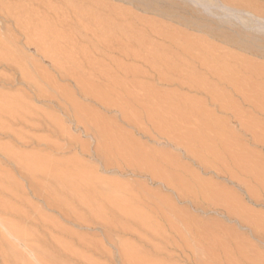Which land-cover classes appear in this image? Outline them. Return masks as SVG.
Listing matches in <instances>:
<instances>
[{
  "label": "rangeland",
  "instance_id": "374dc122",
  "mask_svg": "<svg viewBox=\"0 0 264 264\" xmlns=\"http://www.w3.org/2000/svg\"><path fill=\"white\" fill-rule=\"evenodd\" d=\"M106 21L126 31L115 34ZM228 34L243 44L226 43ZM49 35L68 43L76 62L93 63L92 82L109 85L98 72L106 70L126 93L141 104L150 96L165 114L154 117L134 106L126 111L80 95L74 80L36 51V40L49 42ZM186 39L209 45L220 61L233 56L224 60L232 68L246 62L264 67V0H0V51L10 47L0 60V95H23L19 73L4 60L27 56L58 91L73 92L87 119L83 127L27 90L32 114L53 115L61 124L52 132L14 123L10 128L22 142L0 133V264H264V73L240 72L239 85L198 59L180 54L188 63L166 69L148 54L154 46L178 54ZM173 106L184 117L172 115ZM100 124L118 134V152L100 148ZM6 150L19 158L47 157L54 177L63 172L87 181L78 188L79 176L67 178L75 183L63 185L66 193L51 170L34 175L21 167L22 159L4 156Z\"/></svg>",
  "mask_w": 264,
  "mask_h": 264
},
{
  "label": "bare ground",
  "instance_id": "6f19581e",
  "mask_svg": "<svg viewBox=\"0 0 264 264\" xmlns=\"http://www.w3.org/2000/svg\"><path fill=\"white\" fill-rule=\"evenodd\" d=\"M103 21V20H102ZM104 22V21H103ZM107 23H109V22H105V24L107 25H105V24H103V25H105L106 26V28H108V26H109V28H113L112 29V31L114 30V33L116 34L117 32H124V31H126L125 30V26H120V25H116V24H114V23H109V24H107ZM26 26V25H25ZM113 26V27H112ZM226 29V28H225ZM229 29V28H228ZM232 29H233V27H232ZM237 29V28H236ZM108 30V29H107ZM231 30V29H230ZM244 29H242L241 31H243ZM109 31V30H108ZM222 31V30H221ZM241 31H239L240 33H241ZM110 32V31H109ZM163 33H164V36H166V37H168L173 43H177L176 41H178V39H177V37H174V36H172V35H170L169 33H166L165 31H162ZM223 32V31H222ZM228 32V31H227ZM230 32V31H229ZM233 32V31H232ZM239 32H236V34L237 33H239ZM247 32V31H246ZM245 31L243 32L244 33V35H245V33H246ZM111 33H113V32H111ZM162 33V34H163ZM217 32H215V34H216ZM226 33V32H225ZM231 33V32H230ZM235 33V32H234ZM252 33V32H251ZM235 34V35H236ZM220 35V34H219ZM223 35V34H222ZM239 35V34H238ZM50 36V35H49ZM52 36H54V35H52ZM58 36H60V35H58ZM130 36L135 40V38L137 39V41H139V42H141V41H143L144 40V36H142L141 34L140 35H135V34H130ZM46 37V36H45ZM45 37H44V39L43 38H40V39H37L36 40V43H34V45H35V49H36V51H38V52H40L41 54H43V56L42 57H47V58H49L48 60L50 61V65L52 64L53 65V69L55 68V69H57L58 70V68L59 69H61L60 70V73L65 77V76H67V77H70L71 79H73L74 80V82L76 83V89L78 90V92L80 93V95L82 94L84 97H93L92 99H94L95 97V99H97V98H99L100 100H102V101H105L106 102V104L107 105H109V104H112V105H115V106H118V107H120V108H122L123 110L125 109H127L128 108V106H130V108H128V109H132V111H134L136 108H134V107H138V108H142L147 114H149V115H151V116H154V115H156V117L158 116V115H161V114H163V113H160L159 114V111L161 112V111H165V110H163V108H161V106L159 107V104H151V97L150 96H147L146 97V101L144 102V104H141V100L140 99H138L137 97H136V95H135V93H130L131 91H129V93H126L123 89H122V87H123V84L121 83V81L119 80V79H117L115 76H113V75H109L107 72H106V70H102V71H98L100 74V77H102V78H106L105 80L106 81H109V85H106V86H103V85H101V84H97V83H94V82H92L91 81V78H93V77H96V76H94L95 75V69L93 68V63H91V61L89 62V59L87 60V58L84 60L83 58L82 59H79V60H77V62L75 61V59H74V57L71 55V52H70V50H68V49H71V48H67L65 45L66 44H68V43H66V44H64L65 42H63V44H61L59 41H61L60 40V38H56L57 40H55V39H53L51 36V40H49V42H46V41H48V39L49 38H47V39H45ZM113 37H116V36H112V35H110V38H113ZM239 37V36H238ZM2 38H4V37H2ZM62 38H64V39H66V41H68V38H65V37H63L62 36ZM222 38V37H221ZM244 38V37H243ZM224 39V38H223ZM2 40V39H1ZM70 40V39H69ZM115 40V39H114ZM225 40H226V43L227 42H229L228 44H230L231 43V45L233 44L234 46L235 45H242L240 42H239V40H237V37L235 38V36L233 35H227L226 37H225ZM242 40V39H241ZM110 41V40H109ZM197 42V41H196ZM194 40L193 41H191V40H189V39H186L185 41H183L181 44H180V46H178V50H179V53L178 54H175V53H172L171 51H162V49L160 48V47H158V46H154L153 47V49H151L149 52H148V54L149 55H152V56H150L151 58L152 57H154L153 58V60L154 61H156L155 63H157V64H162V65H166L165 67H166V69H172V68H177V67H180L181 65H186L188 62L186 61V59H184L183 57H181V55H185V56H187L189 59H198L200 62H201V64L202 65H204L208 70H210V71H212L213 73H216V74H218V76L221 78V79H228V78H230L229 79V82H232V83H237V84H242L241 82L239 83V79H237L238 77V74L240 73V72H243V71H245V72H248V73H250V74H252V75H254V74H260V73H264V67H262V66H260V65H255V64H253V63H250V62H246L245 64V66H243V64H241L239 67H241V69H239V68H232V66L231 65H228V64H226L225 63V59L226 58H232L233 56H229V55H225V57L224 58H222V61H220L217 57H216V55L215 54H213L212 53V51L214 50V49H212V47H210L209 45L208 46H201V47H198V46H196L195 44H197ZM242 42V41H241ZM254 42V41H253ZM256 42V41H255ZM3 43V42H2ZM199 43V42H198ZM247 43H249V41L247 42ZM7 44V43H6ZM10 44V43H9ZM32 44V43H31ZM245 44V43H244ZM252 44V43H251ZM250 44V45H251ZM257 44V43H256ZM256 44H253V45H256ZM259 44V43H258ZM257 44V45H258ZM64 45V46H63ZM69 45V44H68ZM67 45V46H68ZM247 45V44H246ZM249 45V44H248ZM261 45V44H260ZM5 47H3L4 49L6 48V45H4ZM2 47V46H1ZM9 46L7 45V48H8ZM90 47H91V45H90ZM249 47H251V46H249ZM256 47V46H255ZM6 48V49H7ZM10 48V47H9ZM8 48V49H9ZM247 48V47H246ZM253 48V47H252ZM256 48H258V47H256ZM1 50L0 52L2 53V52H4L5 50ZM7 49V51H10V50H8ZM252 50V49H251ZM256 50V49H255ZM7 51H5L4 53H2L1 55V57H0V60H1V58L3 59V54H5ZM82 52H83V50H82ZM85 52V51H84ZM259 53V52H258ZM257 53V54H258ZM261 53V52H260ZM264 53V52H263ZM262 53V54H263ZM7 54V53H6ZM11 54V53H10ZM136 54H138V53H136ZM181 54V55H180ZM17 55V54H16ZM5 56H7L5 59L6 60H4L6 63H7V60L10 58V60H8V62L10 61V63H13V64H10L11 65V67L13 68V70H15L17 73H19V78H18V80L17 81H19L18 83H20L21 84V87L19 88L20 90H21V92H22V94L23 95H25V94H27V92L28 91H30V92H32V94H34L35 96H37V97H44V98H47L49 101H51V103H52V105H54V107H57L58 109H60V111L62 110V112H63V114L64 115H66L67 117H70L71 118V116L73 117V120L74 119H76L77 120V124H80V123H82V125H83V127H85V121L84 120H87V119H85V117H84V115H83V111L85 110V107L84 106H82V105H80L79 103H77L76 102V100L74 99V97H73V95H72V93L71 92H69L68 90H65V89H61V90H57L58 89V85L56 86V84L54 83V81H53V78H50V76H49V74H45L44 72H41L40 70H38V68L36 67V65H35V62H34V64H33V61H31V63H29V62H27L26 63V60L28 59L29 60V58H27L26 60H25V58L27 57H25L24 59H20L19 57V59L20 60H14V58H12L11 56L10 57H8V55H5ZM17 56H19V55H17ZM91 56V55H90ZM260 56V55H259ZM236 58V57H235ZM92 59V58H91ZM80 60H82V61H80ZM81 62V63H80ZM9 64V63H8ZM27 64H29V65H31V70L29 71V69H28V67L30 68V66H28L27 67ZM231 64V63H230ZM38 66V65H37ZM55 66V67H54ZM234 67H235V65H234ZM243 67V68H242ZM97 69V68H96ZM116 69V68H115ZM14 71V72H15ZM63 71V72H62ZM59 73V74H60ZM93 73H94V75H93ZM98 74V73H97ZM62 75H60L61 77H62ZM93 75V77H91V76ZM91 77V78H90ZM99 77V78H100ZM108 77V78H107ZM5 78H3V80H4ZM101 79V78H100ZM107 79H109V80H107ZM1 80V79H0ZM6 80H8V82L10 81V79L9 78H7ZM6 80H4V81H6ZM12 80V79H11ZM92 80H94V78L92 79ZM242 80V79H241ZM2 81V80H1ZM227 82V81H226ZM6 84V83H5ZM17 84V83H16ZM15 84V85H16ZM7 85V84H6ZM11 85V84H10ZM133 85V84H132ZM259 85V84H258ZM258 85H256V87L258 86ZM8 86V85H7ZM259 86H261V85H259ZM48 87V88H47ZM262 88V87H261ZM120 89H121V91L123 92V94H124V97H125V93H126V96H128V97H125L126 98V102H124L125 100H122L121 101V94L119 93L118 94V91H120ZM260 89V88H259ZM28 90V91H27ZM118 90V91H117ZM27 91V92H26ZM120 91V92H121ZM264 91V90H263ZM78 93V94H79ZM23 95H0V133H2L3 132V134L4 133H6V132H8V133H10V135L12 136V135H14L16 138H17V140H20L21 141V139H22V137H21V133L19 132V131H17V129H15L17 132V134H15V132L14 131H12V130H14V128L12 129V127L10 128V126H12V125H14V123H16V124H20V126L22 125L23 127L24 126H26V127H30L31 129L34 127H38L39 129L41 128V127H46V130L47 129H51L52 128V126L53 125H55V123L57 124V123H59V122H57V120L56 119H58V118H56L55 116H53V115H50V114H44V115H42L40 118L37 116V118L35 117L36 115H33L32 114V108H30L29 107V105L27 104V102L25 101V98H24V96ZM120 97V98H119ZM94 99V100H95ZM121 101H119V100ZM45 100V99H44ZM100 100H98L97 99V101H99L100 102ZM96 101V102H97ZM109 103V104H108ZM99 104V103H98ZM102 104H104V102H102L101 103V105ZM132 106H134V107H132ZM31 111H30V110ZM119 109V108H118ZM127 109V110H128ZM126 110V111H127ZM129 110V111H130ZM128 111V112H129ZM36 112V111H35ZM85 112H87V111H85ZM131 112V111H130ZM166 112V111H165ZM165 112H164V114H165ZM170 112V111H169ZM89 113V112H88ZM135 113H136V111H135ZM171 113H173L172 115H177L178 117H179V114H180V116L182 117V112H180V110H179V107H177V106H173L172 108H171ZM170 113V114H171ZM134 114V113H133ZM126 116L127 115H129L128 113L127 114H125ZM34 116V117H33ZM40 116V115H39ZM97 116V115H96ZM131 116V115H130ZM55 119H54V118ZM155 117V116H154ZM183 117H184V114H183ZM96 118V117H95ZM159 118V117H158ZM161 119H162V117H160ZM158 119V120H161V119ZM163 119H164V116H163ZM83 121H84V123H83ZM98 121V120H97ZM162 121V120H161ZM61 122V121H60ZM99 122V121H98ZM100 123V122H99ZM107 123V122H106ZM59 124H61V123H59ZM94 124V123H93ZM81 125V124H80ZM81 125V126H82ZM96 125V124H95ZM97 125H98V123H97ZM103 125V124H102ZM21 126V127H22ZM100 126H101V124H100ZM108 126H110V125H108ZM107 126V127H108ZM58 127H60V125H58ZM62 127V126H61ZM87 128V127H86ZM85 128V129H86ZM98 128H99V134H101L102 136L101 137H103V139H104V143L103 144H101V147L100 148H102L103 149V152H104V150H107V151H109L110 149H116V151H117V149H119L120 148V146L121 145H123V144H121V142H119L120 140H118V139H116L117 137L116 136H118V134L116 135V134H112L111 133V131L110 130H108L107 128H105L104 126H101V129H100V127L98 126ZM113 128V127H112ZM12 129V130H11ZM59 129V128H58ZM97 129V128H96ZM115 129V128H114ZM11 130V131H10ZM49 130H47V131H49ZM52 130V132H54L53 130H54V127H53V129H51ZM100 130H101V133H100ZM61 131V130H60ZM59 131V132H60ZM62 131H64V130H62ZM62 131L60 132V133H62ZM90 131V130H89ZM95 131H97V130H95ZM197 131V130H196ZM11 132H13L14 134H12ZM51 131H50V133H52ZM198 132V131H197ZM201 132V130L198 132V134ZM18 134H20V135H18ZM98 134V135H99ZM23 135V134H22ZM116 135V136H115ZM201 135V133L198 135V140H199V143H205L206 142V140H204L203 138H199V136ZM25 136V135H24ZM23 136V137H24ZM202 136H203V134H202ZM205 136V135H204ZM124 137V136H123ZM11 138H13V137H11ZM25 138V137H24ZM23 138V139H24ZM193 138V137H192ZM205 138V137H204ZM22 139V140H23ZM11 141H13V140H15L14 138H13V140L12 139H10ZM17 140H15L16 142H20V141H17ZM193 140V139H192ZM15 141H13V142H15ZM127 141V140H126ZM22 142V141H21ZM24 142V141H23ZM44 142H45V140H44ZM43 142V143H44ZM102 142H103V140H102ZM123 143L125 144V141H123ZM47 144H49V143H47ZM126 146H127V144H125ZM4 148H6V147H4ZM124 149H123V151H125L126 149H125V147H123ZM131 148V147H130ZM102 149H100V150H102ZM0 150H4L3 149V147H2V149H0ZM9 151H10V149H8ZM8 150H6V152L5 153H7V151ZM120 150V149H119ZM8 151V152H9ZM121 151H122V149H121ZM127 151V150H126ZM215 150H213V152H214ZM1 152H3V154H4V156H7L8 157V153H7V155L4 153V151H1ZM11 152V151H10ZM112 152V151H111ZM115 152V151H114ZM118 152V151H117ZM131 151L129 150V153H130ZM143 152V151H142ZM128 153V152H127ZM132 153V152H131ZM134 153H137L136 155L134 154ZM13 154V155H12ZM103 154V153H102ZM133 154H134V157H136V156H138L139 158H140V160L142 159L141 157H140V153H138V152H136V151H133ZM133 154H131L132 156H133ZM217 154V153H216ZM9 156H15V160L14 161H18V160H20V159H22V161H23V163L21 164V162L19 163V164H21V167L23 168V167H25L26 169L28 168V170H30L31 171V173L33 172V174L34 175H36V174H38V172H40V174H42L41 172H43V174H46V175H48L49 174V170H51V172L53 173V169H55V168H52V166L50 165V164H53L52 162L50 163L49 161H47V162H49L50 164H48L47 162H46V160H47V157H41V155L39 156V157H34V156H22L21 158H19V157H17L16 156V154L13 152V153H11V155H9ZM138 157H136L135 159H137L138 160ZM146 157V156H145ZM145 157H143V158H145ZM12 157H9L8 159L10 160ZM147 158V157H146ZM18 159V160H17ZM134 159V160H135ZM145 160V159H144ZM11 161H13V158H12V160ZM143 161V160H142ZM19 162V161H18ZM25 166H24V165ZM23 165V166H22ZM54 165V164H53ZM25 169V170H26ZM27 171V170H26ZM48 172V173H47ZM30 173V172H29ZM36 173V174H35ZM50 174V175H53V177H54V173L53 174ZM60 173V172H59ZM63 172H61V174H58L59 176H57V174L55 175V177L57 176L58 177V179H56V180H58V182H59V179H60V181H61V183H62V187H63V185L66 187H69V185H71V180L73 179H75L74 181L76 182V181H78V180H80V182L78 181V182H76V184L74 185V181L72 180V186H70V187H72V188H74L73 187V185L74 186H76V187H81L79 184H77V183H80V184H82L81 182H83V180H85V179H87L88 178V176H85V175H83L85 178H83V176H82V178H81V176L80 175H77L76 176V174L74 175V178H72L71 177V175L68 177V175H65V174H62ZM32 174V175H33ZM60 175H62L63 177H61ZM67 176V177H65V176ZM75 176H76V178H75ZM80 177V179L79 178H77V177ZM54 177V178H55ZM70 177L72 178L71 180H69L70 179ZM87 177V178H86ZM67 178H69V179H67ZM78 179V180H77ZM83 179V180H82ZM86 181L87 180H85L84 182H83V184L82 185H84V183H86ZM89 181H90V179H89ZM88 181V182H89ZM60 183V182H59ZM60 183V184H61ZM61 187V189L62 190H65L64 188L65 187H63L62 188ZM71 188V189H72ZM60 189V190H61ZM69 189V188H68ZM71 189H69V191L71 190ZM78 190H80V189H78ZM72 191H73V189H72ZM111 191V190H110ZM109 191V192H110ZM60 192V191H59ZM65 192H66V190H65ZM67 192H68V190H67ZM66 192V193H67ZM74 195H75V189H74ZM108 192V193H109ZM62 193V192H61ZM60 193V194H61ZM69 193V192H68ZM79 193V192H78ZM112 193V192H111ZM72 194V193H71ZM70 194V195H71ZM77 194V193H76ZM62 195V194H61ZM107 195V194H106ZM110 195V194H109ZM112 195V194H111ZM79 196V195H78ZM83 196V195H82ZM108 196V195H107ZM80 197H81V195H80ZM93 197V196H92ZM81 198H83V197H81ZM84 198H85V196H84ZM84 198H83V200H84ZM88 198H90V197H88ZM88 198H86V199H88ZM94 198V197H93ZM60 199V198H59ZM85 199V202L87 201ZM114 199H116L117 201V203H118V205H122V203L121 202H118V198H114ZM62 200V199H61ZM89 200V199H88ZM91 200V202H93V200L92 199H90ZM120 201V200H119ZM91 202H89V203H91ZM96 207V206H95ZM121 207V206H120ZM97 208H98V206H97ZM96 208V212H98V210L100 211L101 209H97ZM125 208V207H124ZM123 208V209H124ZM128 250V249H127ZM126 250V251H127ZM127 253H128V251H127ZM130 253L131 252H129L128 254L130 255ZM126 254V253H125ZM132 255V254H131ZM136 258H137V255L135 256ZM129 258V257H128ZM127 258V259H128ZM130 258L133 260V258H132V256H130ZM129 258V259H130ZM135 258V259H136ZM128 259V260H129ZM137 260V259H136ZM135 260V261H136ZM141 259H140V257L138 256V262L140 261ZM144 261H145V259H144ZM144 261H142L141 260V262H144ZM138 262H136V263H138ZM146 262H148V261H145V263ZM139 264H141L140 262H139ZM143 264V263H142ZM148 264V263H147ZM150 264H151V262H150Z\"/></svg>",
  "mask_w": 264,
  "mask_h": 264
}]
</instances>
